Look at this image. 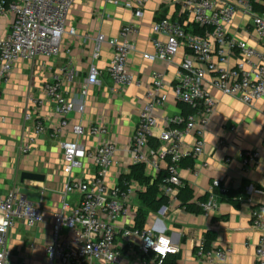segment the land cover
I'll list each match as a JSON object with an SVG mask.
<instances>
[{"label":"built area","instance_id":"obj_1","mask_svg":"<svg viewBox=\"0 0 264 264\" xmlns=\"http://www.w3.org/2000/svg\"><path fill=\"white\" fill-rule=\"evenodd\" d=\"M116 6L124 5L135 10V21L144 16L148 0H109ZM77 0H0V18L10 20L7 35L0 39V103L2 88L10 82L19 63H32L38 58L58 57L66 35L75 36L68 28V18ZM252 20L259 41L264 45V0H183L182 16L179 19H163L152 28L154 55H145L151 61L171 65L182 49L187 50L173 88L176 100L189 107L191 113H179L163 120L159 136V111L167 105L165 94L167 82L161 73H153V85L145 94V102L139 114V123L124 152L128 165H145L147 170L159 172L161 163H167L166 175L160 187L169 205L178 201L181 165L187 158L198 159L204 155L205 132L215 114L218 101L211 95L207 80L226 96L239 99L246 105H254L264 99V51L239 40L231 33L237 15ZM204 31V33L195 30ZM139 34L138 25H124L116 39L107 40L100 35L93 60L100 57L103 44L112 49L108 76L113 91H124L129 87L142 86L131 73L129 59L133 51V39ZM90 65L86 84L81 95L88 97L90 87L101 85L100 73L95 63ZM76 75L71 64L63 67L44 85L46 100L54 104L61 122L52 137L57 139L69 127V117L84 113V106L70 101L65 92V83L75 82ZM44 105V101H35ZM37 135H44L46 127L37 123ZM74 141L62 143L64 154L63 172L72 176L83 170L87 163L96 168L95 176L89 180L70 179L62 189L61 209L52 219L53 234L46 248L47 264H121L122 253L117 249L119 237L141 240L140 252L150 256L153 264H164L169 255L180 252L170 237L155 235L153 230L119 229L117 222L130 214V205L136 195L137 184L121 182L110 186L107 176L119 152L118 145L108 140L109 127L101 121L91 125H75ZM195 138L188 146L189 138ZM94 146H88L83 139ZM32 151L30 145L22 148V154ZM262 149L244 153L243 164L253 168L262 159ZM217 189L226 193L229 187L215 180L208 200L201 204L203 215H215L221 202ZM264 196V189L258 190ZM79 197L73 206L70 197ZM44 216L35 204L18 191L0 195V264H27L12 262L8 248V235L19 221L34 228L44 221ZM252 227L259 234L256 262L264 264V205L252 213ZM199 256L206 264H221L232 253L231 249L205 251V241L197 244Z\"/></svg>","mask_w":264,"mask_h":264},{"label":"crops","instance_id":"obj_2","mask_svg":"<svg viewBox=\"0 0 264 264\" xmlns=\"http://www.w3.org/2000/svg\"><path fill=\"white\" fill-rule=\"evenodd\" d=\"M182 3L183 0H148L143 18L135 21V10L124 5L116 6L109 0H77L68 18V28L74 29L76 35L64 37L60 55L52 59L40 57L32 63H19L15 68L10 82L2 88L0 103V195L19 192L23 187L44 191L42 203L36 206L45 218L34 228L23 221L15 224L8 235L12 262L47 264L46 248L51 243L54 225L52 217L61 209L63 185L69 178L89 181L95 176L96 168L90 163L70 177L63 172L62 143L75 140V125L87 126L101 121L108 125V140L117 144L119 149L107 176V182L112 187L131 174L133 166L127 164L124 150L138 126L145 94L153 85V73L165 76L168 98L167 105L158 113L156 135L159 136L162 131L166 117L182 113L173 88L187 50L182 49L171 65L144 58L145 55L155 54L152 28L156 22L168 18L186 21L182 16ZM135 22L139 34L133 39L129 69L142 86L114 92L108 76L112 49L109 44H103L99 59L94 61L96 40L100 35L107 40L116 39L124 25ZM9 29L10 20L0 18V39L7 35ZM230 30L239 40L264 51L249 17L237 15ZM93 61L100 73L101 85L90 87L88 97L83 98L81 90ZM68 64L75 71L76 79L72 84L65 83L66 95L77 106H84L85 110L83 114H71L69 127L55 139L52 134L61 118L56 106L46 100L44 85ZM207 86L218 101V107L205 132L204 155L195 160L194 169L181 168V179L191 189L194 203L207 197L212 183L220 180L240 194V208L221 203L219 211L207 218L187 212L179 200L174 205L165 202V211L149 215L146 229L153 230L155 235L171 238L180 249V264H206L198 254L197 244L204 240L208 231L217 233L213 250H232L221 264H254L260 236L252 227V213L258 206L264 205V196L257 193L264 189V151L261 161L253 168L244 166L243 155L262 149L264 145V99L254 105H246L214 88L209 79ZM35 101H44V105L38 106ZM37 123L46 127V134H36ZM83 142L94 146L89 139L84 138ZM194 142L192 137L186 144L191 146ZM26 145H30L32 151L23 155L22 148ZM37 169L46 177L45 183L26 182L22 185L21 175ZM166 169L167 163L163 162L159 172L150 169L147 175L153 179H164ZM136 191L130 214L117 222L121 230H133L135 226L140 208L138 186ZM161 196L165 197L162 193ZM70 201L75 206L80 200L72 196ZM140 245L138 238L125 240L119 237L117 249L124 258L121 264H153L150 256L140 252Z\"/></svg>","mask_w":264,"mask_h":264},{"label":"trees","instance_id":"obj_3","mask_svg":"<svg viewBox=\"0 0 264 264\" xmlns=\"http://www.w3.org/2000/svg\"><path fill=\"white\" fill-rule=\"evenodd\" d=\"M195 30L204 33V31L198 30L197 28H195ZM180 107L182 113L184 114L191 113L192 111L186 105L180 104ZM181 167L194 169L195 159L192 157L187 158L185 161H183ZM124 181L136 183L139 187L138 193L140 208L137 212L133 230L143 231L146 229L149 215L151 213L160 212L166 206L165 202H168L166 197L161 196L160 187L163 179H153L147 175V169L145 165H135L131 169V174L126 176L122 182ZM216 195L218 196L221 203L230 204L236 209L240 208L242 199L238 192L229 189L228 192L222 193L217 189ZM208 197L209 195L194 203L193 193L191 189L185 184L180 189V192L177 196L178 200L181 202L182 208L195 215H203V210L200 206L208 200ZM204 241L205 251H212V245L217 241V233L215 231H208L204 236ZM180 261L181 258L178 254L169 255L163 260L164 264H180Z\"/></svg>","mask_w":264,"mask_h":264},{"label":"water","instance_id":"obj_4","mask_svg":"<svg viewBox=\"0 0 264 264\" xmlns=\"http://www.w3.org/2000/svg\"><path fill=\"white\" fill-rule=\"evenodd\" d=\"M46 177L38 173V169L35 172H24L21 175V184L25 185L26 182H37L45 183ZM22 195L27 197L28 201L35 205H40L42 203V198L44 196V191H34L30 188L23 187L19 191ZM165 211V208L162 209V212Z\"/></svg>","mask_w":264,"mask_h":264}]
</instances>
